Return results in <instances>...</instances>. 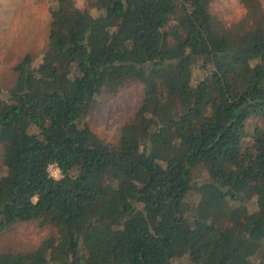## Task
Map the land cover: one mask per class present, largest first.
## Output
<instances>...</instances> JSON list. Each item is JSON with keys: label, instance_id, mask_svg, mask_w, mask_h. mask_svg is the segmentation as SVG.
Here are the masks:
<instances>
[{"label": "trees", "instance_id": "obj_1", "mask_svg": "<svg viewBox=\"0 0 264 264\" xmlns=\"http://www.w3.org/2000/svg\"><path fill=\"white\" fill-rule=\"evenodd\" d=\"M49 2L41 61L0 90V232L58 235L0 264H264L261 1L232 24L214 0ZM134 82L139 107L107 142L88 114Z\"/></svg>", "mask_w": 264, "mask_h": 264}, {"label": "rangeland", "instance_id": "obj_2", "mask_svg": "<svg viewBox=\"0 0 264 264\" xmlns=\"http://www.w3.org/2000/svg\"><path fill=\"white\" fill-rule=\"evenodd\" d=\"M260 1L264 6V0ZM49 3V0H0V90L15 84V65L27 53L34 57V64L41 61L49 40ZM211 10L227 24L238 21L245 13L241 0H214ZM141 97V84L134 82L118 96L99 99L88 114L89 125L101 138L116 143L121 125L137 111ZM50 170L55 177L61 176L57 165H51ZM2 172L0 144V175ZM205 175L200 166L192 170L197 182ZM193 198L198 202V195L194 194ZM50 235H58L56 227L38 220L20 221L0 232V251H30Z\"/></svg>", "mask_w": 264, "mask_h": 264}, {"label": "clouds", "instance_id": "obj_3", "mask_svg": "<svg viewBox=\"0 0 264 264\" xmlns=\"http://www.w3.org/2000/svg\"><path fill=\"white\" fill-rule=\"evenodd\" d=\"M77 7L83 8L84 7V0H77ZM90 14L95 16L96 10L95 9L90 10ZM58 178H59V176L57 175V179Z\"/></svg>", "mask_w": 264, "mask_h": 264}]
</instances>
